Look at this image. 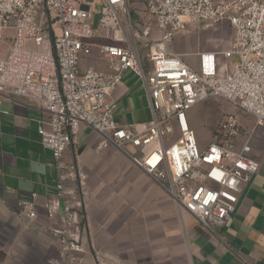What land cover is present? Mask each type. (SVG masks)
Returning <instances> with one entry per match:
<instances>
[{
	"label": "built area",
	"instance_id": "obj_1",
	"mask_svg": "<svg viewBox=\"0 0 264 264\" xmlns=\"http://www.w3.org/2000/svg\"><path fill=\"white\" fill-rule=\"evenodd\" d=\"M134 1L100 0L98 24L120 43L99 47L109 58L107 70H81L80 57L90 53L89 39L95 35L89 5L82 0H0V45L10 40L6 55L0 53V95L35 99L47 113L37 132L52 156L48 165L56 170V192L43 208L49 218L60 219L50 230L59 245L50 264H85L80 170L63 158L82 123L101 134L102 145L125 151L179 208L206 227L229 219L243 185L259 169L248 154L254 130L264 126V0H138L150 21L141 28L131 22ZM222 20L234 29L233 40L221 51L193 53L198 57L195 66L184 59L188 53L168 48L188 23ZM124 24L137 43L146 45L148 71L137 46L129 44ZM153 25L159 32L156 39L150 32ZM218 55H238L239 61L221 73ZM125 70L140 77L150 105V121L137 130L113 118L111 94ZM215 96L252 116L253 125L244 129L235 113L224 114L203 144L189 111ZM31 197L18 206L34 219L36 194Z\"/></svg>",
	"mask_w": 264,
	"mask_h": 264
},
{
	"label": "crops",
	"instance_id": "obj_2",
	"mask_svg": "<svg viewBox=\"0 0 264 264\" xmlns=\"http://www.w3.org/2000/svg\"><path fill=\"white\" fill-rule=\"evenodd\" d=\"M103 32L109 40L90 42V53L79 60L81 70L108 69L109 58L99 47L120 42ZM150 32L152 38L159 37L154 25ZM129 44L137 46L148 71L146 45L137 43L132 33ZM111 99L117 122L137 130L150 121L145 85L133 71H123ZM46 119L35 99L0 95V264H50L59 253L50 231L60 222L59 215L49 218L43 208L56 192V170L48 165L52 156L37 132ZM189 119L192 125L190 111ZM243 119L242 128L250 129L253 117L244 114ZM101 141L99 132L82 123L63 155L80 170L85 264H264V126L254 130L248 154L258 161V172L243 185L229 219L215 227L202 225L179 208L165 187L125 151ZM32 193L37 217L29 219L18 202L31 199Z\"/></svg>",
	"mask_w": 264,
	"mask_h": 264
},
{
	"label": "rangeland",
	"instance_id": "obj_3",
	"mask_svg": "<svg viewBox=\"0 0 264 264\" xmlns=\"http://www.w3.org/2000/svg\"><path fill=\"white\" fill-rule=\"evenodd\" d=\"M82 2L89 5L91 8L93 13L92 27L97 33V35L89 39V42L95 44L97 42L108 41L109 39H104V30L98 24L102 7L100 0H82ZM130 16L132 24L139 28L145 24H150L142 1L137 0L131 3ZM124 28L129 38V33L131 32L128 25L124 24ZM109 33L111 34L112 31ZM234 34V29L227 20L209 25L203 24L202 22H191L187 24L185 30L178 31L174 35L168 48H171V50L175 52L188 53V55L184 56V59L190 65L195 66L198 62V57L193 53L224 50L230 45ZM9 46L10 40L6 39L3 41L0 45V53L2 52L6 55ZM95 48L96 47L93 45V50ZM142 56L141 58H143ZM238 61V55H233L229 58L218 55L221 73L230 72L233 65ZM227 113H235L240 124L245 122L243 119L244 114L238 111L235 106L225 99L216 96L205 99L190 110L192 126L196 131L198 139H200L203 144L210 141L211 132L215 125L222 119V116ZM126 149L130 152H134L132 147L127 146Z\"/></svg>",
	"mask_w": 264,
	"mask_h": 264
}]
</instances>
